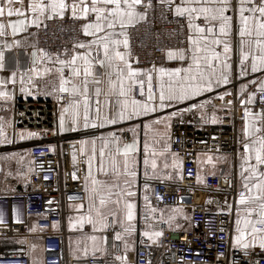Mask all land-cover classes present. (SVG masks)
Wrapping results in <instances>:
<instances>
[{"label":"snow or ice","instance_id":"obj_1","mask_svg":"<svg viewBox=\"0 0 264 264\" xmlns=\"http://www.w3.org/2000/svg\"><path fill=\"white\" fill-rule=\"evenodd\" d=\"M157 4L178 18L181 29L186 28L184 40L180 42L184 46L162 49L163 59L177 61L179 66L152 63L141 67L133 52L132 32L147 20L149 10L154 8L153 0H0V37H17L25 32L35 37L41 26L49 27L46 21L65 18L74 22L71 31L75 34L70 48L65 44L54 51L40 47L36 40L28 43L25 38L23 44L19 39L5 40L0 46V71H10V75L0 79V101L7 104L13 99L6 85H15L19 73L21 93L52 96L60 104V133L122 125L119 129L122 135L109 131L106 137H99L98 164L97 137L77 141L88 170L84 176L85 197L73 206L79 215L75 220L69 218V227L81 230L86 225L91 227L93 234L85 236L91 248L85 244L84 256L89 251L104 250L101 242L107 243V236L97 233H107L109 228L114 233L113 240L121 241L127 250L124 238L135 230L133 197L136 196L141 136L143 200L147 213L144 219L147 221L158 211L147 194L150 182L185 178L183 160L171 150L169 142L173 118L184 112L206 109L211 99L197 102L196 98L231 83L235 55L237 78L260 73L261 79L249 81L256 90L240 99L245 107L241 136L237 140L239 189L232 246L243 250L245 256L250 247L264 250V0H157ZM29 28L37 31L29 32ZM14 47L23 48L26 67L21 65L20 54L15 57V67H10L13 58L6 56V52ZM246 89L247 84H241V93ZM230 94L225 90L218 98L223 101ZM257 101L258 110L249 107ZM185 102L190 103L177 107ZM225 103L231 105L232 101ZM201 119L205 123L218 122L215 111L210 120L207 112L202 111ZM11 126L10 120L0 117V144L12 142L6 134V128ZM125 133H130V137ZM17 135L23 140L37 133ZM72 159L75 163V149ZM226 162L229 161L225 155L214 157L205 153L203 157L199 154L196 157L198 169L208 166L210 176L216 175L218 164ZM187 175H192L190 169ZM72 178L77 179L75 173ZM224 179L227 183L228 176ZM196 181L205 182L200 171L196 173ZM155 198L163 199L159 193ZM160 219L171 226L175 216L164 220L161 215ZM52 228L56 229L57 224L53 223ZM30 231H36V226ZM141 235L153 240L162 233L144 231ZM115 261L127 264L126 256L116 255Z\"/></svg>","mask_w":264,"mask_h":264},{"label":"built area","instance_id":"obj_2","mask_svg":"<svg viewBox=\"0 0 264 264\" xmlns=\"http://www.w3.org/2000/svg\"><path fill=\"white\" fill-rule=\"evenodd\" d=\"M153 4L147 20L132 32L133 52L138 56L141 67L152 63L164 64L167 61L163 59L162 49L184 46L180 42L184 40L186 28L181 29L178 18L159 6L157 0H153ZM46 23L49 27L41 26L37 36L27 33L17 39L22 44L25 38L28 43L36 40L40 47L50 51L65 44L70 48L71 37L75 35L71 31L74 22L65 18ZM227 100L232 104H226ZM12 105L9 134L15 137L19 131H32L38 137L24 145L31 158V171L20 175L15 170L3 177L6 185L15 184L10 190L0 193V217L3 221L0 223V264H34L40 261L43 264H119L115 256H124L125 253L122 242L113 240L111 228L106 233L109 245L106 253L78 256L79 259L69 253L68 238L90 235L92 229L86 225L80 232L70 231L69 218L75 219L79 215L72 207L85 197L84 176L88 165L86 158L79 153L77 141L80 135H64L58 130L60 104L52 96L39 93L28 96L17 92ZM244 107L239 96L234 94L225 96L223 101L214 98L206 106L207 119L210 120L215 111L218 118L215 124L205 123L200 116L188 113L173 118L170 146L183 160L185 178L165 180L164 183L153 181L149 197L152 206L158 210L183 209L189 216V222L187 227L185 225L176 232L170 229L169 224L160 222L156 229L150 231H160L162 235L149 240L141 235L149 231L148 225L139 221L135 248L127 255L128 264H264V250L258 246L250 247L247 256L243 250L232 246L236 219L234 209H229V202L224 199H210L211 195L219 194L230 198L234 207L239 189L237 176L226 173L227 164H224L219 174L205 176L203 184L196 181L198 154H228L236 158ZM249 107L258 110L259 102ZM125 135L130 137L131 134ZM74 149L75 163L72 159ZM189 169L192 172L190 177L187 175ZM73 173L77 176L75 180ZM225 175L228 176L227 183ZM156 193L163 199L157 200ZM199 196L201 199L197 200ZM53 223L57 224L56 229L52 228ZM33 225L36 231H30Z\"/></svg>","mask_w":264,"mask_h":264},{"label":"crops","instance_id":"obj_3","mask_svg":"<svg viewBox=\"0 0 264 264\" xmlns=\"http://www.w3.org/2000/svg\"><path fill=\"white\" fill-rule=\"evenodd\" d=\"M235 2V0H234ZM232 14V13H229ZM7 19V18H5ZM12 19H15V17H13ZM34 28H29V32L34 31ZM28 32L25 33H20L17 37H12L11 35L7 36V37H0V46H2L3 42L5 40L11 41L12 39H17L20 36H25V34H27ZM17 54H20V61H21V65L22 67H26V61H27V57L23 55V48L17 49V48H13L11 50V52H6V56L12 57V62L10 67H15V57L17 56ZM169 63V64H168ZM168 64L166 67H175V66H179V62L177 61H167L166 63L162 64V65H166ZM237 72H238V67L236 65V56L233 55L232 57V78H231V83L227 84V85H222L218 88H216L214 90L213 93H205L203 96L197 97L196 101H203L204 99H211V101L214 98H218L219 95L223 94L225 92V90H227V92L231 93L230 95H234L237 94L239 96L240 99H244L247 92H255V86L253 84H251L249 81L255 79V80H259L261 79V75L260 73H255V74H249V76L247 77H242V78H237ZM8 75H10V71H0V79H5ZM241 84H247V89L245 92L241 93L240 91V86ZM20 81H19V73H17V82L15 85L9 83L6 85V90L13 93V99L16 95L17 92H20ZM35 91V89L33 90ZM21 93V92H20ZM228 96V95H226ZM13 99L9 100L7 102V104H5L3 101H0V117H3L4 120H10L12 122V118H13V105H12V101ZM219 99V98H218ZM190 102H185V104H181L178 105L177 107H186L187 104ZM172 109H168L166 111H171ZM205 111L204 110H192L189 112H184V113H188V115L190 116H200L201 117V112ZM122 125H113V126H108L105 128H97V129H92L89 128L87 130H80V131H76V132H64L62 134L64 135H73V134H77L80 135L79 136V140L80 139H91L92 137H97V164L99 162V148L101 146L99 137L100 136H107L109 131L115 132L117 135H120V127ZM162 127V126H160ZM29 131H19L17 132V134L20 133H24L26 134ZM32 132V131H31ZM171 132V129H170ZM6 134L9 137V139L12 141L11 143L8 144H0V193L4 192L5 190H10L13 185H9V184H5L3 181V177L5 174L7 173H11L12 171H17V173L19 172L20 175L25 174V173H29L32 169V163H31V158L29 156V151L28 148H26L24 145L31 140H34L38 137V135H36L35 137H26L25 139L21 140L18 138V135L16 134L15 137H12L9 134V127L6 128ZM142 139L143 137L141 136V144H140V152H139V156H140V164L138 166V177H137V183L135 185V191H136V196L133 197L135 203H136V209H135V213H136V219L134 221L135 224V230L131 235H136V231H137V224L139 221H144L147 225L151 224L152 227L150 229H148L149 231L151 229H156L159 225L160 222H163V220L160 219L161 215H163V219L167 220L169 216H175V219L171 222V226L170 229L174 232L179 231L183 226L187 224H183V212L181 210V208H164V209H160L157 212H155L152 215V218L150 220H145L144 217L147 215L146 211H145V202L143 200V196L145 195V190L143 187L144 184V176H143V164H142ZM170 144H171V139H170ZM15 154V155H13ZM205 153H202L201 156L203 157ZM214 157L216 155H225L228 157V161L230 162H226V163H221L219 165L216 166V175L219 174L221 172L222 166L224 164H227V171L226 173L228 174H235L237 176V172H238V161L237 159L231 157L228 154H212ZM22 157V159H21ZM219 169V171H218ZM208 166H203L202 168L199 169L201 176L204 178L205 176H207V172H208ZM238 178V177H237ZM155 181V180H153ZM153 181H151L150 183H152ZM176 181V180H175ZM238 187H239V179H238ZM152 191V184H151V188L149 190V192L147 193L148 195L151 194ZM225 200L227 202H229L228 205H231V208L234 209L235 212V216H236V205L231 203V199L230 198H225ZM72 209L74 210L75 208L72 207ZM172 209H180L181 211L178 213H174L172 211ZM185 219V218H184ZM182 220V222H181ZM236 220V219H235ZM177 224L179 225V227H177ZM182 224V226H180ZM118 227V226H116ZM234 229H235V224H234ZM233 235H235V231L233 233ZM73 236V235H72ZM129 237H132L129 235ZM125 240H127V238H124ZM69 240V238H68ZM133 241V240H132ZM123 244V243H122ZM135 244V243H134ZM133 244V247L131 248V250L129 251L128 248L127 250L124 249V253H129L131 251L134 250L135 246ZM70 247V249H69ZM68 249H69V253L72 256L78 257L80 255V253H78V250L75 247L76 245H74V242L69 245ZM109 250V245H108V241L106 243V247L104 249V251H97L95 253H106ZM129 251V252H128ZM124 256H126V254H124Z\"/></svg>","mask_w":264,"mask_h":264},{"label":"rangeland","instance_id":"obj_4","mask_svg":"<svg viewBox=\"0 0 264 264\" xmlns=\"http://www.w3.org/2000/svg\"><path fill=\"white\" fill-rule=\"evenodd\" d=\"M169 64V63H168ZM168 64H166V65H163V66H167ZM219 165V164H218ZM218 171H219V169H218ZM175 181V180H174ZM176 181H178V180H176ZM216 199V200H222V199H224L225 200V198H223V197H221L219 194H214V195H211V198L210 199ZM75 210V209H74ZM182 210V212H183V214H184V218H183V224H184V222H185V224H188V222H189V216L187 215V213L183 210V209H181ZM72 220H75L74 218H72ZM181 222H182V220H181ZM180 226H182V224L180 225ZM80 228L79 227H74V228H70V231H73V232H80ZM93 234V233H92ZM98 235H106V233H97ZM91 235V234H90ZM85 236L86 235H73V236H71V237H69V240H68V247H69V245H71L73 242H74V245H76V247H75V250H76V248H77V250H78V253H80V255L79 256H83V249H84V246H85V244H88V246L91 248V242L90 241H86L85 240ZM130 236H132V237H129V235H126L125 236V238H127V240H126V242H127V244H128V248H130V249H128L129 251L131 250V248L133 247V244L135 243V237H136V235H130ZM133 240V241H132ZM101 247H102V249H105V247H106V243H104V242H101ZM69 249H70V247H69ZM104 251V250H103ZM128 251V252H129ZM88 254H96V253H92L91 251H89V253ZM125 254H126V258H127V255L129 254V253H126L125 252ZM128 264V263H127Z\"/></svg>","mask_w":264,"mask_h":264},{"label":"bare ground","instance_id":"obj_5","mask_svg":"<svg viewBox=\"0 0 264 264\" xmlns=\"http://www.w3.org/2000/svg\"><path fill=\"white\" fill-rule=\"evenodd\" d=\"M196 199H197V200H200V199H201V197H200V196H199V197H196Z\"/></svg>","mask_w":264,"mask_h":264}]
</instances>
